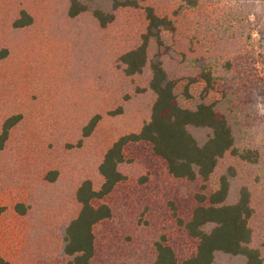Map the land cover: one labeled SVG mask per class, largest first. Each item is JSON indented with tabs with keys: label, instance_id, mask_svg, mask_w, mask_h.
<instances>
[{
	"label": "rangeland",
	"instance_id": "374dc122",
	"mask_svg": "<svg viewBox=\"0 0 264 264\" xmlns=\"http://www.w3.org/2000/svg\"><path fill=\"white\" fill-rule=\"evenodd\" d=\"M113 1L126 0H79L87 10L70 18L69 0H0V128L7 117L21 116L0 149V255L14 264H68L62 228L78 211L75 189L84 180L99 187L105 151L148 121L149 64L157 59L180 107L220 100L243 143L264 153V57L253 15L264 0H133L136 8L115 11ZM148 6L173 21L174 31L161 32V44L152 39L142 73L127 77L118 58L140 44ZM96 8L112 13L113 22L101 28L92 17ZM22 11L32 22L16 29ZM95 115L99 121L84 137ZM192 132L206 140V130ZM124 157L125 180L101 201L112 216L94 227L91 264H151L162 237L179 262L193 255L196 241L178 221L190 218L195 196L215 191L229 169V200L243 186L251 193V246L264 262V162L252 166L227 154L203 182L173 178L147 143L128 144ZM49 173L54 181L46 180ZM216 264L243 260L221 255Z\"/></svg>",
	"mask_w": 264,
	"mask_h": 264
},
{
	"label": "trees",
	"instance_id": "16d2710c",
	"mask_svg": "<svg viewBox=\"0 0 264 264\" xmlns=\"http://www.w3.org/2000/svg\"><path fill=\"white\" fill-rule=\"evenodd\" d=\"M120 7L136 8L133 0L123 3L113 1V10ZM87 10L79 0H69L68 16L74 18ZM147 21L146 33L141 35L140 44L122 53L118 62L125 76L131 77L142 73L148 62L147 50L153 39L161 44L160 33L173 32L174 23L164 16H158L152 7L145 8ZM92 17L101 28L111 24L112 13L99 8L93 9ZM255 30L258 46L264 57V9L254 13ZM31 17L22 11L20 18L13 22L16 29L30 25ZM4 54H0L2 58ZM151 77L148 88L154 95L149 119L138 132L118 137L105 151L97 166L101 179L99 187H94L90 180L82 181L74 192L78 211L62 228L63 254L68 264H91L95 251L94 227L111 218L108 205L102 203L117 184L125 180L119 166L125 161L124 149L130 143H147L153 154L165 162L167 172L175 179L207 182L220 160L227 154L252 166L264 162L262 149L254 143L244 144L245 138L239 137V123L230 119L229 113L221 111L223 103L214 101L198 104L194 110L179 106L174 95V83L167 79L162 62L157 59L149 64ZM206 86L210 88L208 75H203ZM224 101L227 95L223 93ZM21 119L20 115H11L1 124L0 149L6 142L10 130ZM99 121V115L93 116L83 128L87 137ZM193 129L206 130L207 137L200 142ZM228 175L219 178L218 187L208 196L196 195L197 205L187 221L179 220V225L187 235L196 241L193 255L179 262L175 251L165 243L164 237L154 243L155 257L151 264H216L221 255L243 260V264H264L259 251L251 246L252 230L249 222L254 210L251 206L249 188L243 186L238 191L235 201H230L231 182L235 171L229 169ZM56 173H49L46 180L54 181ZM18 215L25 214L22 204H15ZM2 209H0V217ZM0 264H14L0 255Z\"/></svg>",
	"mask_w": 264,
	"mask_h": 264
},
{
	"label": "crops",
	"instance_id": "0c3cea01",
	"mask_svg": "<svg viewBox=\"0 0 264 264\" xmlns=\"http://www.w3.org/2000/svg\"><path fill=\"white\" fill-rule=\"evenodd\" d=\"M78 206V205H77Z\"/></svg>",
	"mask_w": 264,
	"mask_h": 264
}]
</instances>
